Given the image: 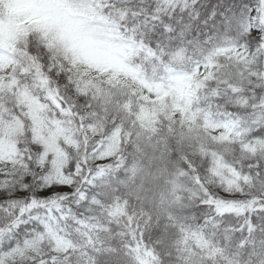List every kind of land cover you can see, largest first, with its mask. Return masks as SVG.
Masks as SVG:
<instances>
[{
    "label": "snow or ice",
    "instance_id": "1",
    "mask_svg": "<svg viewBox=\"0 0 264 264\" xmlns=\"http://www.w3.org/2000/svg\"><path fill=\"white\" fill-rule=\"evenodd\" d=\"M0 264H264V0H0Z\"/></svg>",
    "mask_w": 264,
    "mask_h": 264
}]
</instances>
